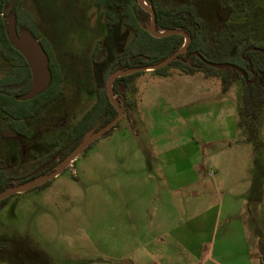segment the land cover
I'll use <instances>...</instances> for the list:
<instances>
[{
    "label": "rangeland",
    "instance_id": "obj_1",
    "mask_svg": "<svg viewBox=\"0 0 264 264\" xmlns=\"http://www.w3.org/2000/svg\"><path fill=\"white\" fill-rule=\"evenodd\" d=\"M161 1L168 6L193 1L208 23L221 25L224 35L247 34L264 44V0L231 1L233 10L216 0ZM22 7L51 48L64 85L49 113L28 123V139H0V157L14 178L57 161L60 154L38 170L39 161L56 153L55 143L64 140L72 123L94 103L95 73L103 69L99 65L95 71L91 62L96 43L104 40L113 56L130 40L121 26L108 33L104 14L112 5L107 0H23ZM167 74L183 73L170 68ZM155 77L159 76L148 71L133 79L123 103L128 107L127 99L136 102V81L148 82L133 115L146 111L155 123L157 157L176 164L156 168V163L140 160L142 153L132 136L136 125L129 124L132 114L123 109L113 132L93 142L58 176L9 198L0 210V241L14 245V250L1 251L0 264H210V255L228 264H243L247 258L251 264H264L263 249H257L255 240L246 242L239 239L242 233L219 228L225 219L235 220L236 211H243L242 220L245 213L254 219L264 210V103L256 119L243 116L239 79L224 90L219 79L198 73L196 86L221 88L214 99L229 101V117L208 113V102L198 100L209 91L199 89L190 96L198 102L192 107L195 114L184 121L187 111L172 110L163 98H175L180 89L192 95L193 87ZM260 82L264 84V76ZM189 126L195 127L193 134ZM142 137L148 156H154L149 137ZM199 151L204 158L192 167ZM194 177L196 183H189ZM208 191L211 201L205 200ZM193 192L199 198L194 200ZM209 204L214 210L205 214ZM221 234L228 238L224 243Z\"/></svg>",
    "mask_w": 264,
    "mask_h": 264
},
{
    "label": "trees",
    "instance_id": "obj_2",
    "mask_svg": "<svg viewBox=\"0 0 264 264\" xmlns=\"http://www.w3.org/2000/svg\"><path fill=\"white\" fill-rule=\"evenodd\" d=\"M22 1L16 0L12 10L3 15L11 0H0V139H28V123L44 111L49 113L50 106L63 94L64 76L61 68L51 48L40 39L35 19L22 7ZM107 1L112 5V10L109 9L104 14L108 33L121 26L130 34L129 42L121 46L113 56H109L104 40L96 43L91 62L95 71L99 65H102L103 69L100 74L95 73V101L72 123L64 140L55 143L58 146L56 153L46 155L39 161L38 170L55 154H60L59 159L34 174L14 178L8 173L4 159L0 157V193L14 185L51 173L77 147L87 132L106 126L117 116V110L110 103L106 92V81L112 72L160 63L183 48L185 38L180 34L170 33L162 38H154L149 34L151 14L141 8L137 0ZM144 1L155 13L157 31L179 30L190 37L186 51L178 55V60L152 72L165 76L168 69L174 68L188 76L201 73L206 78L219 79L224 90L229 89L233 80L239 79L242 84V114L256 119L264 103V84L260 82L261 76H264V44L253 42L247 34L224 35L221 25L208 23L200 15L193 1L174 6H168L161 0ZM216 1L231 10L234 9L231 1L235 0ZM10 14L15 16L17 32L30 31L39 40L49 59L50 84L43 93L29 100H20V97L30 90L32 79L26 60L8 40L6 16ZM141 73L143 72L119 77L113 81V96L123 109H126L123 97L130 82ZM117 125L118 123L102 137L109 136ZM10 197L0 202V210ZM4 249L12 252L14 245L0 241V252Z\"/></svg>",
    "mask_w": 264,
    "mask_h": 264
},
{
    "label": "water",
    "instance_id": "obj_3",
    "mask_svg": "<svg viewBox=\"0 0 264 264\" xmlns=\"http://www.w3.org/2000/svg\"><path fill=\"white\" fill-rule=\"evenodd\" d=\"M16 0H11L9 6L5 10L3 15L8 14ZM138 5L144 10L150 12L151 14V22L148 27L149 34L154 38H162L167 34H180L185 38L184 46L181 50L174 53L172 56L167 57L160 63H156L150 66H142V67H134L129 69L116 70L112 72L106 81V92L110 103L117 110V116L106 126L98 129L91 130L87 132L83 138V140L77 145V147L70 152L49 174L40 176L36 179L27 181L23 184L14 185L2 191L0 193V202L10 196L15 194L24 193L26 191H30L32 189L37 188L51 179L58 176L66 167L70 166L71 163L93 142L100 139L107 131L112 129L121 119L123 108L118 103V101L113 96L112 92V84L116 78L129 76L139 72H148L155 71L160 68L168 66V64L172 61L178 60V55L186 51L187 46L190 42V37L187 33L179 30H168L164 32L157 31L156 28V16L154 11L145 3L144 0H137ZM6 32L8 35V40L12 44V46L23 56L26 60L28 67L31 73V88L30 90L23 96L20 97V100H29L34 98L35 96L43 93L49 86L51 81V72L49 69V59L48 56L41 46L39 40L33 36V34L28 30H22L19 33L15 27V16L7 15L6 16ZM191 59V57H190ZM188 60V62L190 61ZM216 67V66H215Z\"/></svg>",
    "mask_w": 264,
    "mask_h": 264
},
{
    "label": "crops",
    "instance_id": "obj_4",
    "mask_svg": "<svg viewBox=\"0 0 264 264\" xmlns=\"http://www.w3.org/2000/svg\"><path fill=\"white\" fill-rule=\"evenodd\" d=\"M196 75L188 76V75H184V74H178L177 76H170L169 74L166 73L165 76L157 75L159 77H155V79L156 78L157 79L162 78V79L169 80V79L172 78L173 82H175L177 84H180L181 87L182 86L183 87L184 86L185 87H187V86H192L193 87V91L191 93L192 95H190L189 93L188 94L185 93L186 90H181L180 89V91L175 95V98L174 97L173 98H168L170 96H168L167 98H163L164 101L168 102L167 105H169L172 110H175V111H178V110L187 111L188 114L186 116L182 117L184 119V121H188L187 120L188 117L193 116L195 114L192 111V109H193L192 107L194 105H196V103H198V102L195 99H193V98L190 99V96L191 97L192 96L195 97V95H196L195 92L197 90H199V89L200 90L205 89V91H209V96H206L205 98H203L201 100H198L199 102L200 101H207L208 102V105H209V107L207 109L208 113H210V114L211 113H218V111H219V113H222L221 115H223V119L228 118L229 114L227 112V108H228L229 101H227L226 99L223 100L221 98L218 99V100L214 99V98L218 97V93L217 92H219L221 90V88H220L219 91L217 89H214V90H216V91H214L213 89L210 88V86H208V84L205 85V83H203V84H201L199 86H196ZM134 86L137 88V92H138L139 96L136 98V102H134V101L132 102L131 99H127L128 100V102H127L128 107H126V109H129L130 113L132 114L130 119H129V124L136 125V126H134V129L132 130L133 131L132 136L135 139V141L137 142V144H139V145L136 144V147H137L140 155L142 153V156H141L140 160L143 163H145L146 165H148L149 163H152V162L156 163L154 165L156 168L157 167L163 168V167H167V166L171 167V166H173V164L175 162L170 161L169 158H168V160L165 161L162 158L163 155H160L159 157H157V154H158L157 152L159 151V147L156 145L157 143H155V141L153 139L154 135H152L153 131H154V124L155 123L150 121V118L146 114V111L144 113L142 109H140V113L141 114L138 117L133 115L134 114V110L133 109L138 110L140 104L144 100L143 97H141V95H142L141 93H143V91L148 88V82L147 81H139V82L136 81ZM128 91H129V89H128ZM126 95L123 97V101L125 100ZM161 96L162 95H159V97H161ZM232 114L233 113H231V116H232ZM219 120H222V118L220 117ZM186 124H188V123H186ZM135 127H137V128H135ZM187 128L190 130V132H192V134L194 133V128L195 127L189 126ZM144 134L146 135V137H149V139H150L149 142H150V145H152L151 146L152 147L151 150L155 154L154 156H148L147 146L143 145V141H142V138H143L142 136H144ZM179 134H181V133H179ZM107 139H109V138H107ZM191 144H193V141H191ZM193 147H195L194 144H193ZM128 152H130V150ZM194 158L195 159H194V163H193L192 167H195L196 164L199 165L202 162L204 156L200 152V154L198 156L194 155ZM208 176L212 177L210 174H208ZM196 181L197 180L194 177L193 180L191 182H189V183H196ZM192 195L194 197V200L199 198L198 197L199 194L197 192H193ZM205 196H206V199H205L206 201H211L212 200V192L208 191ZM210 203H212V202H210ZM209 205H210V207L206 209L205 214H207L208 212H211L212 210H214L213 205L212 204H209ZM215 212H216L217 216L220 215L221 214L220 207ZM243 215H244L243 211H236L232 215V217H235L236 219L231 221V222L228 220V218L225 219L223 223H219L221 225V227H219V228L221 229V231L231 228L234 231L242 233V234L239 235V239L241 238V240L246 241V242L250 241L251 239L255 240L257 249H260V247H261L263 249V252H264V210L259 211L258 215H256L257 217L254 218L255 220L252 219V218H250V219L248 218V216L250 215V212L248 214L245 213V216H247V217L245 219L241 220L240 217L243 216ZM232 224H234V225H232ZM245 231L249 233L248 236H243V233ZM237 239H238V237H237ZM215 240H216V235L214 234V236H212V239L210 240L211 241V248H213ZM227 240H228V238L221 234L220 241L224 243ZM240 243H241V241H240ZM210 257H211L209 259L210 264H228L225 261L216 260L215 258H213L212 255H210ZM244 259H246V257ZM252 259H255V257L252 258ZM251 261H252L251 259L247 258L246 262L243 263V264H251ZM229 263L233 264L235 262H230L229 261Z\"/></svg>",
    "mask_w": 264,
    "mask_h": 264
}]
</instances>
